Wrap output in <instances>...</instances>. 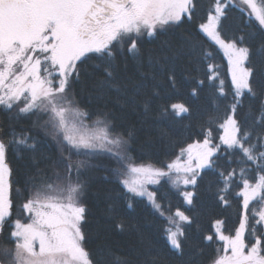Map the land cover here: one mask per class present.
I'll list each match as a JSON object with an SVG mask.
<instances>
[{
    "label": "snow or ice",
    "instance_id": "1",
    "mask_svg": "<svg viewBox=\"0 0 264 264\" xmlns=\"http://www.w3.org/2000/svg\"><path fill=\"white\" fill-rule=\"evenodd\" d=\"M230 7L247 20L242 17L239 34L222 36L218 28ZM196 8L197 0H0V264H264V0H213L207 23L200 24L223 50L231 76L226 89L215 65L208 64L203 77L190 73V96L208 86L214 97L216 112L201 125L202 141L181 147L160 166L136 164L129 155L149 118L192 117L190 105L163 100L179 88L169 56L146 54L143 44L191 20ZM173 51L187 59L193 73L211 56L188 38ZM129 63L139 81L127 75ZM85 74L89 97L98 101L94 110L78 99L76 87L85 91ZM154 98L160 100L155 112ZM138 109L140 128L116 114ZM213 124L222 130L218 143ZM37 130L44 140L33 134ZM156 131L160 142L171 146L169 129ZM145 143H152L151 136ZM10 153L21 161L15 181ZM206 170L215 174L218 206L231 208L233 196L241 200L234 234L224 233L219 218L212 223L214 233H201L198 257L215 240L223 242L204 261L185 258V225L194 223L186 211L195 207ZM101 171L100 179L110 184L115 177L117 187L95 193L111 224L96 232L95 248H89L83 197ZM162 182L176 188L186 210L165 214L166 193L155 187ZM121 198L127 209L137 198L146 199L164 217V247L119 214ZM17 209L29 222L14 216ZM112 232L136 236L131 255L118 254L106 242Z\"/></svg>",
    "mask_w": 264,
    "mask_h": 264
},
{
    "label": "trees",
    "instance_id": "2",
    "mask_svg": "<svg viewBox=\"0 0 264 264\" xmlns=\"http://www.w3.org/2000/svg\"><path fill=\"white\" fill-rule=\"evenodd\" d=\"M213 0H197V8L191 20H185L182 26L177 27L175 30L161 33L158 38L146 40L143 44L145 53H151L154 56L168 55L176 71L177 79L179 81L178 90H169L166 95L163 96V100L171 102H184L190 105L193 109L191 119H184L182 122H172L169 119H154L149 118L148 125L140 128V110L136 113H124L117 110L116 114L120 120H123L125 124L136 123L140 128L138 133V139L131 143L129 149V155L136 164L142 163H154L160 166L163 162L174 159L175 155L179 154L181 147H187V144L194 143L197 140L202 141L203 134L201 132V125L207 123L209 114H215L216 109L213 107V92L208 86L200 91L198 97L190 96L191 86L194 81L191 79L192 75L204 76L207 65L212 64L216 66V72L219 78L225 82V88L231 87V76L228 72V62L219 48L208 39L200 31V24L207 23V16L209 10L212 8ZM228 16L221 20L219 31L222 36H234L240 33L242 27V17L246 22L247 17L242 14L237 7H230L227 9ZM188 38L196 43L198 48L203 51H208L211 56L201 65L199 73H193L192 67L188 63L184 56H176L173 49L183 44L184 39ZM260 43V37L257 35L253 42V48H258ZM171 45V47H170ZM87 71H92L91 64L86 66ZM145 70L149 69L147 66ZM157 76L162 75L159 70V66L155 68ZM127 75L133 77L134 80L139 81L140 77L136 72L135 66L129 63L127 69ZM87 85L85 91H81V85H77L76 91L78 93V99L82 106L92 108L94 110L95 105L98 103L94 98L90 99L89 90L91 87V80L87 78L85 74ZM150 84L151 81H148ZM160 100L154 98L152 102L153 110L155 112ZM109 107L112 104L109 103ZM225 106L223 102L220 104L219 114L221 118L224 114ZM119 122V121H118ZM158 127H166L169 129L173 143L171 146L167 141L161 143L157 135L156 129ZM214 142L218 141V135L221 134L220 130L215 124L212 125ZM39 139L44 140L45 136L42 131H35L33 133ZM151 136L152 143H145L146 137ZM54 152V149H53ZM55 154V153H54ZM9 163L13 168V180L15 181L16 171L21 167V161L15 158L11 153L9 154ZM105 173L101 171L96 177L93 186L85 193L83 200L88 208V220L84 226V231L89 237L88 247L95 248V235L99 230L104 232L108 225L111 224V220L105 214V203L102 199H97L95 193L100 190L117 187L115 177H111L112 183H105L100 179V176ZM258 176L259 173H256ZM49 176L55 180L52 176L51 170H49ZM216 177L215 174L206 170L203 175V179L198 182L196 189V195L194 196L195 207L186 214L190 215L194 219V223L191 225H185L187 232V246L185 249V258L192 256L197 260L207 261L209 257L213 255L214 249L222 244L221 241L215 240L214 243L205 248V254L203 257L196 256V245L201 244V233L215 232L212 227V223L215 219L219 218L225 221L223 231L225 234H234V228L237 225L238 213L240 210L241 198L233 196V204L231 208L223 209L216 203ZM160 191L166 193L164 199V211L166 215H174L177 209L186 210L188 206L183 202V197L179 195L176 188L170 184L162 182L161 186L157 187ZM191 190V187L189 188ZM114 196L118 197V193L114 192ZM119 214L124 216L126 220L136 226L139 233L146 239L153 242L157 247H164L166 244L164 228L168 227L167 221L164 217H161L158 213L154 212L151 206L146 200L141 201L137 198V203L133 205L132 209H127L124 205L123 199H119ZM15 217H19L25 222V215L21 216L19 210L14 213ZM25 219V220H23ZM118 254L131 255V249L136 245V236L129 235L127 233L120 234L118 232H112L106 241Z\"/></svg>",
    "mask_w": 264,
    "mask_h": 264
},
{
    "label": "rangeland",
    "instance_id": "3",
    "mask_svg": "<svg viewBox=\"0 0 264 264\" xmlns=\"http://www.w3.org/2000/svg\"><path fill=\"white\" fill-rule=\"evenodd\" d=\"M218 31H219V28H218ZM203 33V32H202ZM204 34V33H203ZM205 36H207L206 34H204ZM208 39L210 40V41H212L209 37H208ZM213 42V41H212ZM214 43V42H213ZM215 44V43H214ZM216 45V44H215ZM218 48H219V50L222 52V54L224 55V52H223V50L218 46V45H216ZM225 56V55H224ZM226 58V57H225ZM226 60H227V58H226ZM228 62V61H227ZM128 178L129 179H131L132 177H131V175H129L128 176ZM149 187V189L151 190L154 186H152V185H149L148 186ZM155 187H158V186H155ZM191 186H189V188H190ZM146 200V199H145ZM25 219H28L27 218V216L25 215ZM25 219H23V220H25ZM21 222H23L22 220H21ZM25 222H29L28 220H25ZM222 242V241H221ZM223 243V242H222Z\"/></svg>",
    "mask_w": 264,
    "mask_h": 264
}]
</instances>
